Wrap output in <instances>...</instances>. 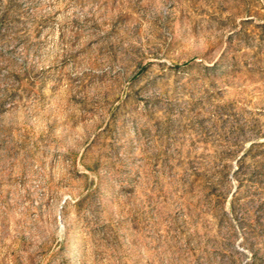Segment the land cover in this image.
I'll use <instances>...</instances> for the list:
<instances>
[{
	"label": "rangeland",
	"instance_id": "1",
	"mask_svg": "<svg viewBox=\"0 0 264 264\" xmlns=\"http://www.w3.org/2000/svg\"><path fill=\"white\" fill-rule=\"evenodd\" d=\"M0 264H264V0H0Z\"/></svg>",
	"mask_w": 264,
	"mask_h": 264
}]
</instances>
